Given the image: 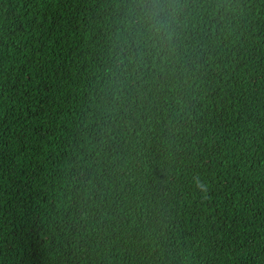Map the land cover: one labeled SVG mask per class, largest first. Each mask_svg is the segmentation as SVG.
Segmentation results:
<instances>
[{"label": "trees", "instance_id": "16d2710c", "mask_svg": "<svg viewBox=\"0 0 264 264\" xmlns=\"http://www.w3.org/2000/svg\"><path fill=\"white\" fill-rule=\"evenodd\" d=\"M0 0V264H264V0Z\"/></svg>", "mask_w": 264, "mask_h": 264}, {"label": "clouds", "instance_id": "9594fccd", "mask_svg": "<svg viewBox=\"0 0 264 264\" xmlns=\"http://www.w3.org/2000/svg\"><path fill=\"white\" fill-rule=\"evenodd\" d=\"M185 7L182 0H130L126 26L141 40L163 46L176 37Z\"/></svg>", "mask_w": 264, "mask_h": 264}]
</instances>
